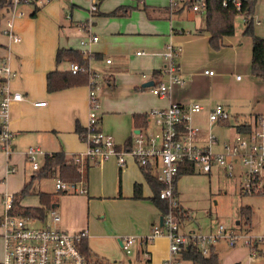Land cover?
I'll use <instances>...</instances> for the list:
<instances>
[{
	"label": "crops",
	"instance_id": "crops-1",
	"mask_svg": "<svg viewBox=\"0 0 264 264\" xmlns=\"http://www.w3.org/2000/svg\"><path fill=\"white\" fill-rule=\"evenodd\" d=\"M83 1L88 4L89 10V3L87 0ZM147 2L146 7L153 18L147 16L142 6H137L130 0H122V3L113 9L124 4L131 5L133 8L128 15L91 14V17L83 21L73 20L74 7L79 5L75 2L70 4L68 0L22 4L18 10L24 14H17L13 19L14 31L21 38L16 43L12 42L4 32L7 21L11 18V11L4 15L0 27V68L5 62L10 63V85L13 90L22 92L25 99L14 101L11 106L14 152L8 160L7 155L0 150V177H4L5 180L17 171L19 157H22V163L26 162L32 167L26 156L31 146H39L46 152L39 157L41 165L48 153L64 152L71 157L87 147L84 136L77 128L85 130L88 122V83L54 92L47 90L46 76L49 71L71 69V61L58 63L56 60V52L62 47L89 50L90 70L98 75L100 126L111 133L120 145H125L130 137L134 139L135 134L140 130L147 133L159 131L160 127L155 121L153 112L169 106L172 102L185 105L202 103L205 107L201 112L193 114V123L203 130L208 129L209 111L216 104L224 105L229 112V101L233 99L228 91L230 78H233L234 72L238 70L236 65H239V60L233 59L231 53L237 52L238 48L231 46L232 48L228 49L227 44L223 43L222 48L209 52L206 60L198 61L200 59L191 55L193 51L189 54L185 52L187 46L183 47V44L186 45L188 39L184 38V34L188 30L183 26L189 21L195 22L198 18L199 24L193 26L195 36L201 37V33H206L205 38H210V33L204 29L205 12L193 11L188 6L171 10L168 7V0H163L162 3L158 0ZM256 7L257 0L254 4L253 19L255 24L260 25L261 20ZM42 17H49V21H45L47 25L43 27L47 32H42L43 28L39 29L41 42H35L38 32L33 30L42 26L38 21ZM50 26L55 29L53 33H49ZM91 27L96 28V31L92 32ZM99 32L105 34L103 43L91 48L89 44L84 47L81 45V40H87L91 34L98 35L100 42ZM78 33L89 35L78 43L75 36ZM257 34L264 37L262 32ZM243 35H245L244 31ZM37 43H40V46L37 47ZM170 43L180 49L177 61L180 66L181 82H173L169 93L159 97L154 95L150 88L157 81L154 73L160 72V78L166 66L167 61L163 53ZM107 59L111 62H107ZM251 60L250 56L246 58L245 71L248 76L252 75ZM205 70H211L213 74H207ZM238 75L236 74V80L242 83L244 77L237 78ZM39 100L46 101V105L33 104L34 101ZM135 113L146 114V126L135 125L133 119ZM235 119V125H231V118L226 123L212 124L213 131L219 136L218 144L213 146L214 150H222L223 142L232 138L231 132L226 134L223 130L234 126L236 132L237 125L242 124L238 122L237 117ZM88 161L89 178L88 183L84 182L88 192L76 195L63 192L58 195L59 200L53 206L61 213L62 221L59 225L62 228L70 231L87 229L86 238L92 251L109 261L121 257L123 250L121 238L128 236L125 234L136 233L145 234L137 237L146 236L153 226L160 224V217L164 215L149 198L153 194L152 189L145 180L141 166L133 158H130L122 168L117 165L115 159L101 163H95L90 159ZM12 166L15 170H10ZM35 170L32 167L31 177ZM152 174L155 176L153 169ZM212 174L213 171L207 173L209 176ZM136 183L142 184L143 195L146 198L133 197ZM40 190L57 193L55 186L52 190ZM177 195L179 205L183 206L179 190ZM4 210L5 204L0 209V217ZM189 217V213L186 212L184 221H179V230L181 224ZM215 221L212 219L205 226L197 221L198 227H189L183 234L214 231L218 224H223ZM226 227L238 232L264 233V228L253 226L252 222L250 225H245L243 220H237L236 225ZM134 247L139 258L143 253L147 258L146 261L149 260L151 263L155 253L161 254L159 258L162 264L168 256L169 240L165 236H160L144 247L139 243H136L133 249ZM159 247L164 250L157 252ZM216 249L220 264H264V244L258 247L255 256L251 255L248 247L241 244L230 247L222 242L216 245ZM114 262L118 263L117 260Z\"/></svg>",
	"mask_w": 264,
	"mask_h": 264
},
{
	"label": "built area",
	"instance_id": "built-area-1",
	"mask_svg": "<svg viewBox=\"0 0 264 264\" xmlns=\"http://www.w3.org/2000/svg\"><path fill=\"white\" fill-rule=\"evenodd\" d=\"M50 0H12L11 18L7 21L4 32L12 42H19L20 36L14 31L13 19L23 15L18 7L22 4H43ZM137 6H144L147 0H130ZM251 0H223V5L233 4L238 13L243 15L247 23L252 15H249V6L244 4ZM90 13L99 9L100 0H87ZM180 6H188L193 11L205 12L206 0H168V7L174 10ZM98 35L91 34L86 40H81V45L87 46L97 42ZM83 53L89 58L88 49ZM180 49L174 44L167 45L163 53L167 63L160 78L150 88L154 95L164 97L171 89L173 82H181L180 66L177 57ZM107 62H111L107 59ZM72 72H82L85 68L78 63H71ZM89 115L85 128L84 151L72 155L74 162L83 165L88 159L95 163H101L115 159L119 167H124L130 158H133L139 166L150 165L155 170V176L165 184L159 196L169 205L164 214L162 225L152 227L146 236L137 237L128 235L121 238L123 250L130 254L133 246L139 243L145 246L157 237L165 236L169 240L168 256L162 264H192L190 260L183 258V253L188 246L193 245L203 254L208 255L213 245L225 242L234 247L244 245L255 256L258 247L264 244V233H249L245 231H233L224 224H219L211 232H189L183 234L179 230V217L176 213L178 195L176 193L175 176L180 167L192 165L195 172L211 173L217 168L227 175H234L237 168H241L244 185L243 192L264 193V115L255 116L252 128L248 131H236L232 139L223 143L222 150H214L213 146L219 142V136L213 131V123H226L231 114L224 105L216 104L209 111L210 125L207 130L193 123V114L201 112L204 105L200 102L192 104H180L172 102L169 106L156 109L153 112L155 121L160 130L155 133L139 131L135 134L131 146L118 144L113 135L100 126V101L98 95L97 74L89 68ZM11 73L10 63L7 61L0 68V150L10 160L13 150L14 132L11 128V106L14 101L25 99L20 91L12 89L9 81ZM207 74H213L211 70H205ZM240 78V75L237 76ZM46 101H34L36 106L46 105ZM45 151L39 146H31L26 152L28 161L33 169H38L41 164L39 157L45 155ZM10 170H15L12 166ZM57 192L87 193L88 188L84 181L68 182L59 177L55 178ZM13 194H6L5 210L0 217V236L3 241V257L0 264H90L82 250V241L87 237L88 230L70 231L62 228L59 223L62 216L56 207L48 211L45 218L40 216H28L11 214Z\"/></svg>",
	"mask_w": 264,
	"mask_h": 264
},
{
	"label": "rangeland",
	"instance_id": "rangeland-1",
	"mask_svg": "<svg viewBox=\"0 0 264 264\" xmlns=\"http://www.w3.org/2000/svg\"><path fill=\"white\" fill-rule=\"evenodd\" d=\"M68 1L70 2V4L71 2H75L79 5L74 7L72 14L73 20L83 21L86 20V18L92 16L88 10V4L85 1ZM158 1H160L159 3H162L163 0ZM121 3L122 0H102L99 5L100 11L108 13L115 6ZM255 9L258 10V17L261 20L260 25L254 24L255 33L256 31L257 33H264V0H257V7ZM68 13L70 14V10H68ZM199 16L201 17V14ZM38 21L40 24L42 23V26H38L36 30H33L38 32V37L34 39L35 42H41V32L39 31V29H42L47 25L45 21H49V17H42ZM233 21L235 26V33L232 35H225L223 37V43L227 44L226 47L228 49H231V46L238 48L237 52L231 53V57L233 59H235L236 61L239 60V65H236L238 70L234 72L233 78H230L228 90L233 97V99L229 101L230 105L228 106L229 112L231 114V125H235V117L238 118L239 123H243L254 122L256 115H264V79L254 77L252 75V77L248 76L246 75L247 73L245 71L247 62L246 58L248 56L252 58V40L250 36L243 35L245 27L243 15L238 13L234 17ZM198 24L199 21L197 18L195 22L189 21L183 26L186 30H188L184 34V38L188 39V42L186 43V45L183 44V47L187 46L185 49V52L187 54L193 51L191 55L196 56L198 59H200L198 61H203L206 60V56L209 55V52H211L213 48L209 44V37L205 38L207 37L206 33H201V37L195 36L196 33L194 32L195 30L193 26ZM48 30L49 33H53L55 29L50 26L48 27ZM91 31L95 32L96 28L91 27ZM42 32H47L46 28H43ZM88 35L89 34L83 35V33H78L75 36L77 37V42L79 43V41L83 37H87ZM99 35L101 37L100 42L98 41L96 43L89 44V48L95 47L105 41V34L99 32ZM197 35L199 34L197 33ZM36 45L38 47L40 46V43H37ZM140 49L144 48L140 47ZM236 74L244 77L242 83L236 80ZM223 131L226 134L231 132L232 138L235 136L234 126H232L231 128L228 127V129H225ZM18 160L19 167L15 173L11 174L5 180L3 179L4 177H0V209H2L5 204L6 193H15L19 191L25 185L24 183L29 181L31 178L32 167L26 162L22 163V157H19ZM243 185L244 181L241 175V168H237L234 175H227L224 171H219L218 169L213 170V174L210 176L200 172L183 175L178 180L177 186L180 192L182 204L184 206V216L186 212H188L190 217L181 224V233H184L189 227H198L197 221H199L201 225L205 226L209 224L212 219L216 220L215 223L222 222L224 225L232 227L236 225L237 220H242L240 216V208L247 205H250L253 208V226L256 225L264 228V193L254 192L252 194H246L243 192ZM54 186L55 178L53 179V177L36 180L34 182V185L32 186V191H34V193L25 196L22 199V203L27 205H39L40 199L38 191L40 189L52 190ZM149 192H151V190H149ZM73 194L76 195L80 193ZM184 219L185 217L181 220L184 221ZM248 231L250 230L248 229ZM125 235L140 236L145 234L134 233ZM136 247H134L132 253L130 254H126L125 251H123L120 247L122 250L121 257L110 259L109 262L116 263L114 261L117 260L119 264L161 263V260L159 258L161 254L155 253L153 255L152 263L151 261L147 263V258L144 257L143 253H141L139 258ZM163 250L164 248L159 247L157 252H162ZM3 253V241L0 236V260L3 257Z\"/></svg>",
	"mask_w": 264,
	"mask_h": 264
},
{
	"label": "trees",
	"instance_id": "trees-1",
	"mask_svg": "<svg viewBox=\"0 0 264 264\" xmlns=\"http://www.w3.org/2000/svg\"><path fill=\"white\" fill-rule=\"evenodd\" d=\"M102 0H100L101 3ZM256 0L245 2L246 6H249V15L254 13V4ZM223 0H206L205 8V27L204 29L210 33L209 44L213 49H220L223 45V37L225 35H232L235 31L234 17L238 14L235 6L231 3L224 6ZM149 18H153L146 5L142 6ZM131 5H121L113 9L108 13H101L98 9L94 13V16L107 15V16H126L132 10ZM12 9V0H0V27L4 15L9 13ZM168 11V9H167ZM254 19L249 18L246 23L244 34L248 35L252 39V60H251V74L254 77L264 79V37L255 33ZM56 60L58 63L63 61H71L72 63H78L85 68L82 72H72L71 70H53L49 71L46 76L47 90L50 92L62 90L68 87L83 85L89 83V62L80 49L75 48H59L56 52ZM160 72H155L156 79L159 77ZM3 78L0 76V80ZM134 123L137 127L146 126V114L135 113L133 114ZM251 123L238 124L237 131L251 130ZM82 136L85 135V130L80 127L77 128ZM130 137L125 146L129 147L132 143ZM89 161L86 160L83 165L74 162L72 156L68 157L64 152H55L47 154L44 163L34 171V174L29 181L25 183L23 188L13 194L12 207L9 210L11 214H20L28 216H40L45 218L48 215V211L59 200V194L63 192L51 193L45 191H38L40 205H26L22 203V199L34 193L32 186L34 182L43 178L59 177L64 181L77 182L84 181L88 183L89 178ZM146 182L150 185L153 194L149 197L153 203L160 209L164 215L168 209V202L160 198L159 193L165 184L160 182L156 176L152 174L151 166L146 165L141 167ZM196 173L192 165L181 166L178 174L175 176L176 193H178L177 183L178 180L186 174ZM133 197L136 199L146 198L143 195V189L141 183L134 185ZM176 213L181 222L184 216V208L179 205L175 208ZM240 216L245 225H250L252 222L253 208L250 205L242 206L240 208ZM183 217V218H182ZM82 250L87 256L90 264H119L111 263L107 259L100 257L94 253L89 246L87 238L82 241ZM183 258L190 260L192 264H220L219 253L216 246L211 247V251L208 255H203L196 246L190 245L183 253ZM149 260H147V263Z\"/></svg>",
	"mask_w": 264,
	"mask_h": 264
},
{
	"label": "water",
	"instance_id": "water-1",
	"mask_svg": "<svg viewBox=\"0 0 264 264\" xmlns=\"http://www.w3.org/2000/svg\"><path fill=\"white\" fill-rule=\"evenodd\" d=\"M163 222H164V216H161V217H160V224L162 225Z\"/></svg>",
	"mask_w": 264,
	"mask_h": 264
}]
</instances>
